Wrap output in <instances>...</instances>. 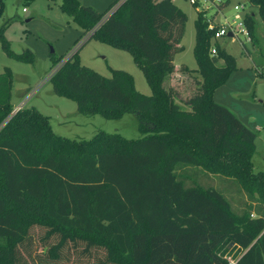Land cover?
I'll use <instances>...</instances> for the list:
<instances>
[{"label":"trees","instance_id":"obj_1","mask_svg":"<svg viewBox=\"0 0 264 264\" xmlns=\"http://www.w3.org/2000/svg\"><path fill=\"white\" fill-rule=\"evenodd\" d=\"M250 44L260 45L264 0H242ZM230 0H219L215 12ZM196 6L195 4L193 5ZM1 7V1H0ZM60 9L92 38L127 52L150 93L137 92L131 74L105 77L81 65L77 49L54 63L48 81L72 99L76 112L136 118L140 137L97 131L88 139L52 132L34 108L10 104L11 71L0 72V264H264V173H252L256 134L212 94L235 70V59L210 39L205 14L193 20V92L175 101L164 81L175 71L186 15L171 0H112L102 12L61 0ZM214 15H210L212 20ZM0 47L17 62L28 50ZM261 43V42H260ZM221 62V63H220ZM196 167L234 179L255 196V216L235 215L212 187L184 186L177 169ZM229 242L232 243L228 247Z\"/></svg>","mask_w":264,"mask_h":264},{"label":"rangeland","instance_id":"obj_2","mask_svg":"<svg viewBox=\"0 0 264 264\" xmlns=\"http://www.w3.org/2000/svg\"><path fill=\"white\" fill-rule=\"evenodd\" d=\"M0 1V25L11 19L2 31L9 48L15 53L28 49L33 54L31 63L17 62L6 56L0 47V72L4 67L11 71L10 104L13 109L18 105L34 108L48 118L54 134L67 138L88 139L97 131L118 133L127 139L141 136L132 113H125L118 119H107L99 114H79L75 102L55 94L48 81L50 74L60 64L53 61L77 49L81 65L105 77L110 76V69L124 70L131 74L135 90L148 95L150 90L127 52L88 39V32L83 33L72 18L61 11V0ZM77 1L80 5L102 12L112 0ZM173 3L186 15L179 42L182 49L174 54L173 63L187 69L196 68L192 47L193 20L197 11L202 10L206 17L214 15L212 23L219 26L233 16L234 4L242 3L244 13L252 10L242 0H230L226 7L215 14L213 12L217 2L214 0H197L196 7L188 0H173ZM256 20L260 45L250 44L240 37L211 40L213 45L217 44L234 57L236 67L215 88L212 100L229 109L246 128L256 134L251 171L264 173V30L258 17ZM198 80L196 73L188 74L176 68L163 85L176 92L175 101L182 105L183 99L193 92ZM181 107L186 108L183 105ZM176 175L184 186L198 185L219 191L235 215L248 213L249 218L255 216L258 207L255 196L245 193L234 179L206 173L191 166L177 169ZM225 256L235 260L237 255L231 250Z\"/></svg>","mask_w":264,"mask_h":264},{"label":"built area","instance_id":"obj_3","mask_svg":"<svg viewBox=\"0 0 264 264\" xmlns=\"http://www.w3.org/2000/svg\"><path fill=\"white\" fill-rule=\"evenodd\" d=\"M202 1H206V0H202ZM211 1H213V0H211ZM214 1L219 2V0H214ZM188 2L191 5H194V4L196 5L197 0H188ZM204 8H205V6H204ZM232 9L234 11L233 16L224 20V22L217 27V29L214 31L213 36L211 37L210 41L213 38H220V37H225V38H229V39H237L238 37H240L244 41L250 42V36H249L248 30L246 29L244 22H243L244 11L242 10L243 9L242 3L241 4H234L232 6ZM209 17H206V21H207L208 28H211L214 24L212 23V20L209 19ZM228 33H230V36L227 35ZM209 52H210V54H214L216 52L215 46L213 44H211V46L209 47ZM20 107L21 106L18 105L13 110L16 111ZM225 258L229 264L234 263V260H232L231 258L226 257V256H225Z\"/></svg>","mask_w":264,"mask_h":264},{"label":"water","instance_id":"obj_4","mask_svg":"<svg viewBox=\"0 0 264 264\" xmlns=\"http://www.w3.org/2000/svg\"><path fill=\"white\" fill-rule=\"evenodd\" d=\"M227 35H228V36H230V33H228ZM50 51H52V50H50ZM14 112H15V110H13V109H12L11 113H14ZM228 245L230 246V245H232V243H231V242H229V244H228Z\"/></svg>","mask_w":264,"mask_h":264},{"label":"crops","instance_id":"obj_5","mask_svg":"<svg viewBox=\"0 0 264 264\" xmlns=\"http://www.w3.org/2000/svg\"><path fill=\"white\" fill-rule=\"evenodd\" d=\"M172 2H173V0H171ZM173 65H174V68L176 69V68H178L179 66H176L174 63H173ZM15 108V107H14ZM231 246V245H230ZM229 245H228V247H230Z\"/></svg>","mask_w":264,"mask_h":264}]
</instances>
